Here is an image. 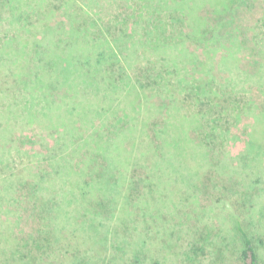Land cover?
Listing matches in <instances>:
<instances>
[{"label": "rangeland", "instance_id": "1", "mask_svg": "<svg viewBox=\"0 0 264 264\" xmlns=\"http://www.w3.org/2000/svg\"><path fill=\"white\" fill-rule=\"evenodd\" d=\"M4 2L0 0V39L18 26L11 23L21 20L20 25L28 26L32 33L18 34V39H32L39 32L40 41L53 46L72 16L78 23L93 16L105 28H127L131 41H135L128 60L131 68L137 72L147 65L155 75L129 98L120 96L122 86H112L116 93L106 98L103 106L96 104L103 97L101 92L83 75L70 74L66 87L59 86L68 90L61 95L66 94L65 105L73 106L83 99L84 109L92 112L87 118V111L86 116H75L72 108L68 118L63 119L65 128L57 130L49 120L60 110V98L58 105L50 108L56 113H47L48 103L39 94L5 98L17 92L16 82L2 80L10 72L7 64L11 63L13 71L14 58L8 57L9 62L0 65V109L10 104L15 113L5 129L0 127V147L5 152L9 148L4 155L9 168L15 169L28 184L39 179L44 197L39 200L44 203H38L35 197L39 195L33 197L26 192L27 185L24 191L7 188L6 196H1L0 264H244L237 220L249 229L255 227L253 244L260 264H264V156H257L264 151V0H57L55 5L42 1L36 7L38 12L28 10L14 18L11 15L22 9L11 10ZM138 2L148 7V12L138 11L141 17L128 10L129 4ZM215 6L218 14H213ZM72 12L75 14L71 16ZM197 25L199 31L195 30ZM97 35L104 37L99 31ZM160 44L164 45L163 50ZM169 63L176 67L171 74L166 67ZM160 70L166 77H156ZM198 82L209 84L213 90L231 82L235 90L231 100L247 105V115L242 114L239 119L232 115L229 121L223 117L219 123L227 133L209 143L194 126L180 135L185 143L184 137L187 138L188 144L177 154L183 165L191 168L188 171L195 177L193 182L183 178L187 171L181 167L173 170L159 166L151 171L148 166L151 176L147 177V169L141 163L133 177L144 180L132 186L131 180H125L122 187L108 191L106 199L102 196L103 204L110 200L117 204L116 208L63 197L62 192L71 188L76 163L84 154V149H72L74 139H82L93 126L100 128L103 124L104 129L99 130L104 139L125 133L128 147L142 146L146 137L153 135V125L160 124L168 110L176 117L195 112L196 97L203 100L200 105L210 118V94L195 93ZM55 92L52 90V97ZM22 104L32 108L34 119L30 124L27 119L22 120ZM0 126H4L2 119ZM26 133L28 136L24 137ZM228 137L231 139L226 140ZM247 141L256 146L245 152ZM199 149L205 150L204 164L194 161L199 159L195 155ZM218 165L219 173L215 171ZM94 174L92 171L80 178L95 179ZM4 186L0 178V189ZM143 192L152 204L140 213L135 209L138 202H134L133 206H126L131 212L134 210L133 215H122L123 203L131 199L129 194L136 198ZM96 196L92 200L98 202L101 197ZM239 202H252L256 210L247 211Z\"/></svg>", "mask_w": 264, "mask_h": 264}, {"label": "trees", "instance_id": "2", "mask_svg": "<svg viewBox=\"0 0 264 264\" xmlns=\"http://www.w3.org/2000/svg\"><path fill=\"white\" fill-rule=\"evenodd\" d=\"M42 1H48L50 5H53L57 0H5L4 4L10 7L11 10L14 9V11L17 7L18 9H22L18 12H14L13 15H11V17L14 18L24 11L29 10L33 13L36 12V7ZM149 1L151 2V0ZM138 3H134V6L129 4L128 10L133 11L137 14L138 17H141L142 14L138 13V11H147L148 7L146 8V6H144L145 4H142L140 2ZM39 7L43 6L40 5ZM44 9L48 10L50 13H55L54 9L52 8ZM214 13L218 14V8L216 6L213 8V14ZM73 14H75V12H72L71 16ZM88 18L91 21L86 20L80 21L81 23H78L72 16L67 29H64L63 31L61 30L60 36L62 37L60 38L59 36L57 38V42H53V46H51V43L41 42L39 38V32L36 34V36L34 34L32 39H18L16 37L18 34L22 35L24 32L27 34L32 33L28 26L20 25V22H22L21 20L11 23L12 25L18 26H14V32L9 33L8 31L0 39V65L7 64L9 62L8 57L14 58V60H12L14 62L13 71L10 66L11 63L7 64L9 65L10 72L6 74V76H4L2 80L4 81V83L16 82L17 86V92H15V94L13 95L5 96V98L8 99L9 97H11L15 99L17 95V97L19 98L23 94L42 95L43 98L45 97L44 99L46 103H48V107H46V111H48L47 113L55 112L50 108H53V105H58L57 99L60 98L58 108H60V106L61 108L60 110L57 109V113L55 112L56 117L52 119L50 118L49 120V122H51V126L56 127L57 130L59 128L63 129L65 123V120L63 119L65 117L68 118L67 114L72 111V108L75 110H73L74 112L71 114L75 116H86L88 112V115L86 116L87 118L88 116L90 117V113L92 112V109L91 111L84 109V107L86 106L83 99H81L77 104H74L73 106L70 104L65 105L64 96L66 94H64L63 96L61 95L63 93L62 91H64V93L65 91H68L65 89V83L70 80V74L83 75L84 78H86L87 82L92 84L97 89V91L101 92V96L103 97H101L99 102H96V104L103 106H106L107 104L106 98H109V96L116 93L114 87L112 88V86L116 85L117 88L119 86H122L119 89V93H122V95L120 96L129 98L132 96V94L139 92V89L144 82H150L145 81L146 79H153L155 75L151 70L152 68L147 65L146 67H144L143 65L142 69H137L139 70L137 72H134V70L131 68L132 64H130L128 60L133 55L131 54V51L133 50L135 41H131V34L126 32L127 28H105L98 21V19L94 18L93 16H89ZM198 28L199 26L197 25L195 27V30L199 31ZM98 31L102 34V36H104L103 39L97 35ZM205 33L206 32H203V35ZM104 34L106 35V37ZM165 41L166 39H163V43H165ZM209 41H211L212 45V36L209 37ZM161 46H163L161 49L163 50L164 45ZM50 47H53V49L47 52ZM156 49L157 47L154 50L156 51ZM166 65V67L168 68L167 71H169V73L171 69L173 72L176 71L174 63H169ZM161 72L162 71L160 70L156 77L163 78L164 75L163 73L160 74ZM259 74L260 72L256 73V75L258 76ZM164 77H166V75ZM179 81L185 83L190 82H187L184 79H180ZM157 83L158 82H156L155 84ZM193 83H190L191 88ZM198 83L199 84L195 89V93L199 94V91H204L207 93V91H209L210 97L207 96V104L211 109L210 118L206 117V114L200 105L203 100L196 97V100L194 99L196 106L195 112L190 113V116L182 114V116L176 117L174 114L171 115V112H169L168 110L166 112V116L161 118L160 124L153 125V135L150 137H146V140L142 143V146L136 147L137 149L128 147L125 144V140L123 138L124 136H126L125 133H119L113 139H104L100 133L101 130H99L100 128L104 129L102 128L103 124L100 128L93 126L92 131H90L89 134L82 139H74L71 142L72 149L74 151L84 149V154L83 158L78 160V162L76 163L77 170H74L73 172V174L76 173V176H73L70 181L71 188L66 192L65 190L64 192H62L63 197L68 196L71 198H76V200L78 201L81 200L82 202H85V204L91 203L93 206H100V204H102L104 206H109L112 209L116 208L117 204L111 202L110 200H108L107 204H103V198L106 199V193L113 187H122V185H124L125 183V180H131V186L133 185V183H138L140 182V180H144L145 178L143 177H133L134 170L137 169V167L140 166L141 163H143V167L147 169V177L151 176L148 166H150L151 171L154 170L152 168H158L159 166H162L164 168L169 167V169L171 167L173 170H179L181 167L187 171V173L182 174V176H184L183 178L193 182L195 177L188 171L191 168L187 165H183L184 161L181 160V156L177 154V150L180 152L181 150L185 149V145L188 144L187 138L184 137L186 140L185 143L183 137H180V135L184 136L186 129L189 128V126H194V129L197 128L198 131H202H200L199 133L201 138L205 139L207 143H209L213 141V139L221 138L222 135L224 137V135L227 133L226 129L222 128L223 126L219 123L220 120L223 119V117H226V120L229 121L230 116L232 115L236 119H239L242 114L247 115V105H240L239 103H237L239 101L231 100V97L235 92V90H233L234 86L231 84V82H227L226 85L220 84L219 87L214 90L213 88L208 87L209 84L204 85L200 82ZM60 85H65L63 90L60 89ZM225 87H228L229 90H226ZM54 89L56 90V92L54 93L56 95L52 97L51 92ZM57 89H59L60 92L57 93ZM222 94H224L223 99L221 98ZM73 97H75V94L73 95ZM76 98L77 97H75L74 100H76ZM167 100L172 104L171 98H167ZM29 106L32 107L33 104L30 103ZM29 106L27 107V104H22L21 108H23L22 110L25 113V118L23 116L22 120L27 119L30 124V122H33L34 116L31 113L32 108H29ZM62 106H64V108ZM13 111L14 110H12V106L10 104L4 110L0 109V119H2L4 123V126L0 127L5 129L11 123L10 120L15 115ZM257 118L258 117L254 116V120H257ZM75 123L77 122L75 121ZM73 129L75 128L73 127ZM130 131L134 132L135 128H130ZM132 132L130 133L132 134ZM2 136L3 134L1 133L0 138ZM26 136H28L27 133L24 137ZM99 137L101 140L99 139ZM229 138L231 139V137H228L226 138V140ZM235 139L237 138L235 137L234 140ZM244 146H246L243 148L246 152L256 145L247 141ZM259 149L261 151L262 148ZM8 150L9 148H7L6 152H8ZM199 151L200 152L197 153L195 152V155L198 156L199 159H196L194 161L196 162L198 160V162L204 164L206 163L205 150L199 149ZM6 152L4 151V148L0 147V178H2V182L5 185L3 189H0V200L3 196H6L7 188L17 187L19 191H24V188L27 185L26 192L30 193V195H32L33 197L39 195L35 197V200L38 203L43 204L44 201H39L41 198H44L41 195V190L43 189V187L38 186V182H40L39 179L28 184L15 169L9 168L10 162L7 159V155L4 156ZM257 153H259V151H257ZM257 156H264V151ZM191 164L195 166V164H193L192 162ZM3 167H5V169ZM220 170L221 169L218 165L215 171L219 173ZM92 171L97 174L95 176V179H93L94 176L92 177V179H90L89 176L90 180L80 178V175L85 176L88 175V173L90 175V172ZM130 172H132V174ZM212 172L215 173L214 171ZM230 177L231 176H228V179ZM132 178H136L137 180ZM93 183H95L96 186H94ZM62 189L61 191H63ZM95 195H97L96 197H101L98 202L92 200L93 196ZM130 196L131 199L123 203L125 204L124 208L121 207L122 205L119 208L120 210L122 208V210L124 211V213L122 212V215H133L132 213H134V210L131 212V210H129V207L127 208L126 206H133L134 202H138L135 209L140 213L144 212V210L149 207L151 203L149 202L148 197L144 192L143 194L138 195L136 198L135 195L129 194V197ZM143 196H145V198ZM247 203L250 204L246 206ZM247 203L245 205L243 202H239V205H242L243 209L247 207V211L256 210V206H253L252 202ZM235 207L241 212L244 211L237 206ZM171 208H174V206L172 205ZM157 210H159V208H157ZM112 211L113 210H111L109 213H111ZM115 212L116 211L114 210L113 213L115 214ZM236 227L237 233L240 238L241 260L244 264H260L255 245L253 244V237L254 233L256 232L255 227L253 226L249 229L242 223L241 220H237ZM0 234L2 235L1 232Z\"/></svg>", "mask_w": 264, "mask_h": 264}]
</instances>
